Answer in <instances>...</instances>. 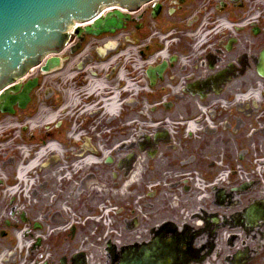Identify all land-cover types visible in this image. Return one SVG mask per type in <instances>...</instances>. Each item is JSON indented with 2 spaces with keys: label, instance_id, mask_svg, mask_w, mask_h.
<instances>
[{
  "label": "flooded vegetation",
  "instance_id": "af4514ba",
  "mask_svg": "<svg viewBox=\"0 0 264 264\" xmlns=\"http://www.w3.org/2000/svg\"><path fill=\"white\" fill-rule=\"evenodd\" d=\"M103 13L70 26L43 130L0 124V264H264V0Z\"/></svg>",
  "mask_w": 264,
  "mask_h": 264
},
{
  "label": "water",
  "instance_id": "95a60500",
  "mask_svg": "<svg viewBox=\"0 0 264 264\" xmlns=\"http://www.w3.org/2000/svg\"><path fill=\"white\" fill-rule=\"evenodd\" d=\"M150 0H0V89L11 85L25 72L39 65L46 55L59 53L67 41V31L75 22L92 20L105 7L117 6L135 10ZM119 18L121 15L115 13ZM97 19L86 28L89 35L111 33L120 28L117 22ZM120 23V22H118ZM61 68V59L51 57L41 67L43 74ZM37 81H29L16 97L1 96L0 111L13 114L12 107L24 109L29 93ZM20 86L9 88L5 94L17 93Z\"/></svg>",
  "mask_w": 264,
  "mask_h": 264
},
{
  "label": "rangeland",
  "instance_id": "374dc122",
  "mask_svg": "<svg viewBox=\"0 0 264 264\" xmlns=\"http://www.w3.org/2000/svg\"><path fill=\"white\" fill-rule=\"evenodd\" d=\"M32 68L33 69L35 68V70L34 71H31L30 69L27 70L25 72V77L28 75L30 77L31 74L35 73L36 66H34ZM50 75L51 74H49L47 76L42 75L44 77V78L42 77L44 79V80L42 79V81L45 83V86L43 87L42 86L43 83H42L41 87H39L34 93L35 99L40 101V103L36 104L37 111H38L37 114L35 112V108L33 107V109H31L29 112L21 111L20 117H12V118H8V119H5L3 121H0V124H3L5 122L16 124V122H17L18 126H24L26 131H24L21 134V137L23 138V140L29 139L30 133H38L39 134V132L43 130L42 127H44L47 124V121L49 120L48 105L46 103H47V98L49 97L48 93L51 92V88H50V85L48 83L50 80V77H49ZM56 90H58L57 87H56ZM61 93H62V91H61ZM39 95H40V99H39ZM142 104H143V99L140 95L138 98L136 97L135 105L139 106ZM150 104H152V102ZM38 113H39V117L37 116ZM19 129L20 128L17 127L14 131L18 132ZM25 149L28 150L29 146L25 145L24 148L22 149V151H20V152L25 151ZM248 196L249 195H247V197Z\"/></svg>",
  "mask_w": 264,
  "mask_h": 264
},
{
  "label": "bare ground",
  "instance_id": "6f19581e",
  "mask_svg": "<svg viewBox=\"0 0 264 264\" xmlns=\"http://www.w3.org/2000/svg\"><path fill=\"white\" fill-rule=\"evenodd\" d=\"M111 10V9H110ZM109 10V11H110ZM66 52V51H65ZM65 52L63 53V54H65ZM48 122H49V120H48ZM56 150L54 147H49V148H47V149H44L43 151H41L40 153H39V157H42L43 155H45L46 154V152H47V150Z\"/></svg>",
  "mask_w": 264,
  "mask_h": 264
}]
</instances>
